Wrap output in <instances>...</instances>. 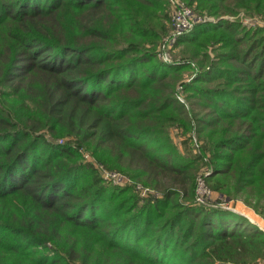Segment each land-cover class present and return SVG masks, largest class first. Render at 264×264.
<instances>
[{
  "label": "trees",
  "instance_id": "16d2710c",
  "mask_svg": "<svg viewBox=\"0 0 264 264\" xmlns=\"http://www.w3.org/2000/svg\"><path fill=\"white\" fill-rule=\"evenodd\" d=\"M185 1L264 20V0ZM171 29L167 0H0V264H264V231L195 197L264 217V27L198 22L167 63Z\"/></svg>",
  "mask_w": 264,
  "mask_h": 264
},
{
  "label": "rangeland",
  "instance_id": "374dc122",
  "mask_svg": "<svg viewBox=\"0 0 264 264\" xmlns=\"http://www.w3.org/2000/svg\"><path fill=\"white\" fill-rule=\"evenodd\" d=\"M180 1H182L184 3L186 2L185 0H180ZM241 15L244 16L242 13H239V14H236V15H227V16H229L228 18H225V15H222V16H208L206 14H204L202 17H205V19H208L209 17H212V19L215 20L214 23H212V22L210 23L208 21H207V23L208 24H215L219 20H229V21H232V22L233 21H237L240 18ZM165 37L166 36H163V38H161V39L163 40ZM162 40H161V42H162ZM215 46L216 47H214L213 50H217V51L220 50L219 45H215ZM210 48L211 47H207V50L211 51ZM178 49H179V46H176L175 49H173V51L171 52L170 56H171L172 59H174L173 57H175V56L176 57H180L179 54H178ZM158 50L159 49L156 48V52H158ZM177 94L182 96L181 98L183 99V102H185L181 89L178 88V90L176 92V95ZM181 134H180V131H178L175 128H173V129L171 128L170 129L171 138L173 139V142L175 144V147H176L179 155L180 156L192 157V156L200 154L201 141L198 140L195 136L192 137V139H190V138L186 137V136H188V134L186 136H184L183 134L181 135ZM87 159H91V158L89 157ZM111 178H113V179H111ZM111 178L108 177L107 179L110 180L111 184H113V185H122V184L126 183V181L124 180V178L122 176H119V175H116V174H112ZM128 183H130V182H128ZM140 194H142V193H140ZM195 197H196V202H198V203H204L208 207L218 206V207H221L223 209L226 208V209H228L230 211L238 212V213H240L242 215H245L247 218H250V222H252L253 224L254 223H258L259 224L261 222V224L264 226V217H263L262 214L257 213L249 205L244 204L239 198L238 199H232V200L228 201L221 194H218L216 192L208 191L203 186L202 181L199 182L197 184L196 188H195ZM259 229L264 231V227L263 228L259 227Z\"/></svg>",
  "mask_w": 264,
  "mask_h": 264
},
{
  "label": "built area",
  "instance_id": "2783aa9c",
  "mask_svg": "<svg viewBox=\"0 0 264 264\" xmlns=\"http://www.w3.org/2000/svg\"><path fill=\"white\" fill-rule=\"evenodd\" d=\"M170 5V18L172 21V29L170 33L162 40L158 47V57L160 60L171 63V52L174 49V44L179 36L183 33L189 31L196 23L198 22H212L214 23V19L209 17L205 19V17L196 16L191 12V10L185 5L184 2L180 0H167ZM229 16L225 15V18ZM205 19V20H204ZM212 19V20H211ZM241 26L250 29L255 27H264V20L257 16H240L237 20ZM182 96L177 94V99L183 102ZM184 103V102H183ZM112 174L116 173H106L105 177H110ZM119 175V174H116ZM120 176V175H119ZM123 177V176H122ZM124 178V177H123ZM113 179V178H111ZM126 181V179L124 178ZM143 194V192H141Z\"/></svg>",
  "mask_w": 264,
  "mask_h": 264
},
{
  "label": "crops",
  "instance_id": "0c3cea01",
  "mask_svg": "<svg viewBox=\"0 0 264 264\" xmlns=\"http://www.w3.org/2000/svg\"><path fill=\"white\" fill-rule=\"evenodd\" d=\"M245 216V215H244ZM249 220H250V218H248ZM254 224H256L258 227H264L262 224H261V222L258 224V223H254Z\"/></svg>",
  "mask_w": 264,
  "mask_h": 264
}]
</instances>
